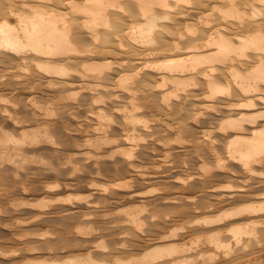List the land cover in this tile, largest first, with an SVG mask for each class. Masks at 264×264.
Here are the masks:
<instances>
[{
	"label": "rangeland",
	"instance_id": "rangeland-1",
	"mask_svg": "<svg viewBox=\"0 0 264 264\" xmlns=\"http://www.w3.org/2000/svg\"><path fill=\"white\" fill-rule=\"evenodd\" d=\"M2 55L0 132L18 140L19 146L7 151V145L0 144V264L64 261L68 257H82L87 251L107 255L110 252L112 257L128 260L141 257L155 246L167 245L190 247L183 257H174L191 258L195 264H261L264 225H257L255 237L245 235L238 244H234L230 229L252 219L264 221V212L202 223L206 218L213 220L243 205L264 201V160L260 166H254L262 175L245 173L238 162L229 158L226 142L233 134H221L217 129L223 116L230 114L222 116L221 101L214 102L216 108L209 110L204 106L208 102L191 100L188 94L194 89L187 87L184 93L188 96L179 92L178 98L170 97V102L178 103L185 112L173 105L174 113H167L163 107L158 109L161 104L152 89L156 97L150 98L155 104L143 107L147 100L142 99L148 95L144 92L151 91L152 82H159L153 71H146L154 79L147 76L143 98L141 89L137 94L143 104L136 113L140 117L138 124L134 122L137 130L129 125L134 127L133 131L126 130L127 125L119 123L124 118L123 110L120 114L121 104L125 103L121 91H112L118 97L105 89L94 94L80 90L75 83L71 91H77L72 92L71 99L65 97L60 102L62 95L44 85L47 78L33 65L22 71L16 67L15 59L9 56L5 62L7 56ZM98 58L91 61L100 62L102 59ZM115 59L118 56L111 61ZM154 59L150 61L157 63L158 59ZM90 95L99 96L103 104L95 103L99 106L95 107ZM120 99H124L122 103ZM182 100L187 104L183 106ZM43 106L45 111L48 108L47 112L41 111ZM97 107L103 109V118L97 119ZM193 113H200L199 117ZM97 125H102L103 131L96 130ZM98 137L104 143L100 144ZM219 160L225 168L217 167ZM173 230L175 236L164 238ZM213 234L220 239L214 245ZM99 244L107 249H99Z\"/></svg>",
	"mask_w": 264,
	"mask_h": 264
},
{
	"label": "bare ground",
	"instance_id": "bare-ground-1",
	"mask_svg": "<svg viewBox=\"0 0 264 264\" xmlns=\"http://www.w3.org/2000/svg\"><path fill=\"white\" fill-rule=\"evenodd\" d=\"M0 53L4 54L3 57L7 56L5 62L10 57L15 59L13 61H16V67L21 68L22 71L29 64L33 65L39 74L47 78L45 81L47 84L44 85H48V88L53 87L62 95L61 99H58L60 102L65 97V99H71L73 93L77 91H71L75 83H78L77 88L79 87L80 90H88L94 94L104 89L111 92L121 91L120 96L124 95L126 101L124 99L119 101L125 102L120 103L123 106L120 109V112L123 110V115L122 112L117 111L124 117L119 123H123L124 126H135L136 130L140 120L136 113L143 104V107L151 104L153 98L157 96L159 101L155 99L156 103L158 101V104H161L158 109L163 107L167 113L171 111L174 113L173 105L177 108L179 104L176 103L177 106L171 103L170 97L178 98L179 92L184 93L187 87H191L194 89L191 91L192 94L186 92L192 98L191 100L195 98L208 102L203 105L209 110L216 108L214 102L221 101L222 116L225 113L232 114L223 116L222 121L217 125L221 134L225 132L233 134L226 142L229 158L238 162L245 173L263 175L256 171L254 166H260L264 160V0H0ZM97 56L98 60L102 59V62L91 61ZM116 56L118 59H115V62L111 61ZM150 59H158L156 60L158 62H152ZM159 59L162 61L159 62ZM77 63L81 66H77ZM146 71H153L152 73H155L159 79L158 83L154 81L156 84L152 82L153 86L150 85L149 93H147L148 90L144 92L142 88L147 85V79L152 74ZM151 78L154 79L152 76ZM140 89L141 93L143 91L146 95L148 94L147 96L144 94L146 99L142 100L147 102L143 104L137 96ZM104 94L101 96L104 97ZM117 95L112 96L118 97ZM141 95L143 98V93ZM188 95L184 93V97ZM151 96L153 98H150ZM91 97H93L91 101L94 106H98L95 103L99 102L101 105L100 102H103L99 96ZM182 101L184 106L185 100ZM39 106L38 110H40ZM176 108L175 110L178 111L183 110L182 107H179L180 110ZM41 109L45 111L44 106ZM102 110L98 108L97 112L95 111L97 119L103 118ZM193 114L199 117L200 113ZM101 126L97 125L94 128L103 131ZM127 126L126 130L130 128ZM98 138L97 141L100 144L104 143L102 137ZM2 143L7 145V151L15 150L19 146L18 140L0 132V144ZM2 153L5 154L4 151ZM7 160L10 159L7 158ZM217 167L225 168L220 160ZM260 212H264V201L243 205L239 209L222 214L221 217L216 216V219L213 217V220L206 218L208 220L204 219L202 223L210 224L223 221L225 218H235L244 213L259 214ZM252 220L248 224L241 225L242 227L238 225L239 227L230 229L234 244H238L245 235L255 237L257 225L260 223L264 225V221ZM139 225L138 222L137 228ZM216 234L212 235H215L212 237V243L215 242V244L220 240L216 239ZM175 235L174 231L163 236L169 238ZM98 246L103 251L107 249L104 244ZM189 249L190 247L180 248L174 245L155 246L141 257H131L128 260H122L117 255L112 257L110 252L109 255L104 254L102 250L99 254L97 251L96 254L93 252L95 255L87 251L82 257H68L64 261L43 259L28 263L195 264L196 261L189 257V259L184 257L180 260L174 257L178 254L183 257L182 254ZM261 264H264V260Z\"/></svg>",
	"mask_w": 264,
	"mask_h": 264
}]
</instances>
